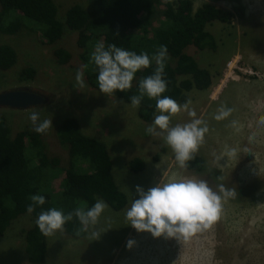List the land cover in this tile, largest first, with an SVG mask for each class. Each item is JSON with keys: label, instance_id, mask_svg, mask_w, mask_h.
Masks as SVG:
<instances>
[{"label": "rangeland", "instance_id": "obj_1", "mask_svg": "<svg viewBox=\"0 0 264 264\" xmlns=\"http://www.w3.org/2000/svg\"><path fill=\"white\" fill-rule=\"evenodd\" d=\"M53 1L61 22L73 5L88 7L87 0ZM190 1L194 9L207 3L233 16L230 25L207 26L215 40L214 51L198 52L193 48L185 51L212 77L208 90L191 91L187 100L191 102L189 109L208 127L204 144L195 154L204 160L201 172L181 169L165 141L146 133L154 121L142 122L137 115L138 107L94 90L85 76L86 86L74 87L76 72L83 68L76 46L77 32L64 29L62 38L54 45L47 44L40 32L29 29H21L14 35L0 32V46H8L16 54L14 66L0 73V93L28 89L49 101L27 110L0 108V120L8 127L10 136L24 130L34 131L28 119L32 110L39 111L41 119L52 118L53 128L46 134L34 132L41 138L47 156L60 159V168H64L67 147L60 143L58 130L67 120L77 121L83 135L106 146L114 182L127 199L122 211L114 212L107 207L102 213L95 226L101 232L98 239L90 237L92 229L79 240L59 231L47 237L43 264H264V123H261L264 118V0ZM154 7L153 27L158 24L162 10L161 4ZM59 48L71 55L69 63L63 66L53 57V50ZM28 67L35 70V75L23 81L19 74ZM222 106L233 111L228 118L218 121L215 115ZM191 119L186 111H181L172 118L171 124H184ZM68 133V126L60 131L64 136ZM229 148L237 149V157L225 155ZM134 157L145 165L138 174L131 173L127 166ZM184 177L206 180L214 191L223 184L235 188L237 194L222 200L219 219L210 229L187 240L156 238L149 232H137L126 219V211L139 199L137 186L146 192L160 182ZM51 179L54 180L50 191H60L62 174L57 172ZM43 196L46 205L49 197ZM33 224L28 215L11 223L0 238V264H29L22 250V233ZM129 241L134 242L130 248Z\"/></svg>", "mask_w": 264, "mask_h": 264}, {"label": "trees", "instance_id": "obj_2", "mask_svg": "<svg viewBox=\"0 0 264 264\" xmlns=\"http://www.w3.org/2000/svg\"><path fill=\"white\" fill-rule=\"evenodd\" d=\"M87 1L88 7L78 4L70 7L61 22L53 0H0V32L14 35L21 29H29L40 32L49 45L60 41L64 29L77 32L79 60L83 66L88 65L84 69L85 79L91 88L99 92L98 71L94 63L89 62L99 42H103L106 48L116 44L137 54L147 52L150 57L161 45L167 46L163 75L167 90L162 97L168 96L184 104L191 91L209 89L212 84L210 73L201 69L185 51L188 48L198 52L214 51L215 40L206 28L213 23L230 25L233 20L230 12L207 3L194 9L190 0ZM160 4V20L153 27L154 6ZM53 57L62 66L71 59V55L60 48L53 50ZM15 63L13 49L1 45L0 73L9 70ZM155 68L153 61L149 68L136 73L130 90L117 91L113 95L131 104L130 97L139 94V80L152 75ZM34 75L35 70L28 67L20 72L19 77L24 81L33 79ZM155 105L154 99L145 96L138 107V118L144 123H152L158 113ZM66 126L69 133L64 136L60 131ZM59 130L57 137L67 147V166L64 168H60V159L47 156L41 138L34 131L24 130L10 136L8 127L0 120V238L20 216L31 217L33 226L22 233V250L29 264H43L46 258L47 237L36 225L41 211L57 208L67 214L77 207L91 208L96 198L103 200L114 212L122 211L127 205L125 195L114 182L104 143L83 135L75 120L63 122ZM204 165V160L195 155L186 169L201 172ZM127 166L131 173L138 174L145 165L140 158L134 157ZM57 172L63 176V188L51 192V184L56 177L51 178L54 174L57 176ZM37 194L48 195V203L28 213L27 207L32 203L30 197ZM80 228L78 219L74 217L65 224L63 233L79 240L85 236V232L77 235Z\"/></svg>", "mask_w": 264, "mask_h": 264}, {"label": "clouds", "instance_id": "obj_3", "mask_svg": "<svg viewBox=\"0 0 264 264\" xmlns=\"http://www.w3.org/2000/svg\"><path fill=\"white\" fill-rule=\"evenodd\" d=\"M171 2V0H169ZM167 46L161 45L151 57L147 52L137 54L125 50L116 44L105 47L103 42L95 45L90 56V63H94L98 71L97 83L101 93L112 96L117 91L126 92L132 88L136 73L147 69L155 61L156 68L152 75L143 77L138 83V95L130 97L131 105L139 107L141 101L147 96L156 101L158 115L152 125L146 129L149 135L162 138L174 153L175 160L181 169L188 167V162L195 159V154L204 144L208 127L205 122L196 118V112L189 109L190 101L179 104L176 100L163 96L167 90V82L163 78L165 61L167 59ZM78 69L75 75V88H84V69ZM181 111H186L191 121L173 126L171 120ZM233 110L221 107L215 115L216 120H224L231 115ZM33 130L38 134H46L53 128L52 118L41 119L39 111L32 110L28 116ZM261 123H264L262 118ZM235 122L233 121V125ZM225 155L235 158L238 155L236 148L227 149ZM217 179H222L218 177ZM214 191L206 180L184 177L167 183H158L146 192L137 186L139 199L132 202L126 211V219L137 232H149L153 237L189 239L196 233L210 229L219 219L222 210V200L235 197V188L218 185ZM32 201L27 207V212L32 213L38 206L46 203L43 195H32ZM108 205L103 200H97L91 208L77 207L72 212L65 214L63 210L50 208L38 214L36 225L45 237L54 236L58 231L63 232L64 226L75 217L81 228L77 232L88 233L92 240L98 239L100 231L96 230L102 213ZM134 242L129 241L130 248Z\"/></svg>", "mask_w": 264, "mask_h": 264}, {"label": "water", "instance_id": "obj_4", "mask_svg": "<svg viewBox=\"0 0 264 264\" xmlns=\"http://www.w3.org/2000/svg\"><path fill=\"white\" fill-rule=\"evenodd\" d=\"M48 102L47 97L28 89H16L0 93V108L26 110Z\"/></svg>", "mask_w": 264, "mask_h": 264}, {"label": "built area", "instance_id": "obj_5", "mask_svg": "<svg viewBox=\"0 0 264 264\" xmlns=\"http://www.w3.org/2000/svg\"><path fill=\"white\" fill-rule=\"evenodd\" d=\"M231 65V63L228 64V67Z\"/></svg>", "mask_w": 264, "mask_h": 264}]
</instances>
